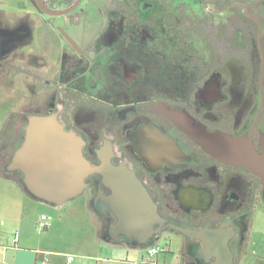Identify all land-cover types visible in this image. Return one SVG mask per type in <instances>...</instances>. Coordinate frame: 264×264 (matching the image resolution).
Wrapping results in <instances>:
<instances>
[{
	"label": "flooded vegetation",
	"instance_id": "af4514ba",
	"mask_svg": "<svg viewBox=\"0 0 264 264\" xmlns=\"http://www.w3.org/2000/svg\"><path fill=\"white\" fill-rule=\"evenodd\" d=\"M41 1L46 8L18 0L12 21L4 9L8 1L0 0V89L17 86L21 92L17 109L6 105L8 136L22 144L31 117L55 116L83 140L92 164H100L104 147H111L112 163L136 174L166 219L156 228L180 234L184 249L193 252L205 242L173 231L172 224L229 223L232 249L245 247L253 208L264 201L260 178L204 151L171 114H185L211 131L246 134L261 151L259 11L249 0H197L205 21L227 14L218 26L221 37L206 40L208 54L192 40L207 34L196 8H155L158 0ZM99 2L104 8L96 7ZM86 182L85 194L106 234L139 245L138 238L115 233L114 213L102 211L101 196L111 193L103 176L94 173Z\"/></svg>",
	"mask_w": 264,
	"mask_h": 264
},
{
	"label": "water",
	"instance_id": "95a60500",
	"mask_svg": "<svg viewBox=\"0 0 264 264\" xmlns=\"http://www.w3.org/2000/svg\"><path fill=\"white\" fill-rule=\"evenodd\" d=\"M36 1L41 8H46L41 0ZM171 116L204 151L226 164L252 171L264 186V137L259 151L246 134L234 135L220 129L211 131L185 114ZM83 143L55 116L31 117L26 138L16 149L8 171L20 170L25 192L34 200L54 207L84 194L88 187L87 178L99 173L111 189V193L102 195L100 200L102 211L110 209L116 217L118 228L115 233L138 238L137 246L143 250L165 239V234L170 232L158 229L156 225L164 224L166 219L136 174L126 165L112 163L111 147L108 150L104 147L100 164H92L83 154ZM171 227L191 239L205 242L202 249L196 247L199 249L196 256L199 264H235V252L230 245L235 231L229 223L218 228H188L174 224Z\"/></svg>",
	"mask_w": 264,
	"mask_h": 264
},
{
	"label": "crops",
	"instance_id": "0c3cea01",
	"mask_svg": "<svg viewBox=\"0 0 264 264\" xmlns=\"http://www.w3.org/2000/svg\"><path fill=\"white\" fill-rule=\"evenodd\" d=\"M6 1H8V6L4 8L5 12L12 14V21H15V16L19 13L18 8H16L18 0ZM4 93L6 94L7 90L1 88L0 264H42L47 259L49 264H66L68 255L75 256V260L71 264H199L196 259L199 249L194 248L193 252L192 249H184L181 245L182 236L174 232L165 234L166 238L156 243L164 250L147 260L149 258L147 250L123 239H114L106 234L102 220L94 212L90 199L87 200L84 212L85 232L75 236L77 238L73 239L75 246L64 249L55 245L53 241L59 230L52 229L54 219L51 218L53 217L44 212L36 216L34 210H39L40 205H47L54 210L56 208L31 198L19 183V176L7 170V166L21 141L16 136L10 138L7 134V110L6 106L3 105L6 97ZM15 109H17V105ZM43 215L48 217L50 226L43 224ZM58 221H64L61 214ZM252 226L253 223L248 229L247 245L241 249H234L235 264H240L242 260L247 259L246 252L264 258V247L258 246V241L252 240L254 238V233L251 231ZM16 231L20 232L18 243L14 241ZM170 240L172 242L168 244ZM252 245L258 247L259 250L253 249ZM253 263L259 264V262ZM208 264L211 263L208 262Z\"/></svg>",
	"mask_w": 264,
	"mask_h": 264
},
{
	"label": "rangeland",
	"instance_id": "374dc122",
	"mask_svg": "<svg viewBox=\"0 0 264 264\" xmlns=\"http://www.w3.org/2000/svg\"><path fill=\"white\" fill-rule=\"evenodd\" d=\"M56 5V1H52ZM250 6L253 8L254 13H258L259 18L263 21L264 25V0H249ZM97 8H104V3L99 2L96 4ZM155 8H196V11H199L200 23L205 24V30L207 34L205 36L198 35V37H193V41L200 45V49L203 52H207L210 54V45L206 40L207 38H219L221 37V34H219V25L221 22L227 21V14L222 13L218 14L212 17V19L206 20L205 13H202L203 8L201 5L197 3V0H158L155 3ZM12 8H15L12 6ZM251 8V9H252ZM258 10V11H256ZM48 18V16H46ZM62 16H56L57 23H60L62 21ZM204 21V23H203ZM216 25V27H214ZM209 28L213 29L212 31L209 30ZM210 31V33H208ZM216 35V36H215ZM239 36V42L242 41L241 35ZM262 42L264 44V35L262 37ZM169 46L171 45V41H168ZM238 54V53H237ZM47 56H50L47 54ZM17 83V82H16ZM16 86V85H15ZM20 89L16 86L13 91L9 90L6 94L3 105H7L9 108H14L16 105H18L19 102H21L20 99ZM7 110V108H6ZM12 150V149H11ZM19 178H23L22 172H15ZM86 192V191H85ZM82 194L78 197H76L73 200L68 201L65 205L56 206L55 210L52 207H49L47 205H40V209L34 210V214L40 215L41 213H46V215H51V218L53 220V230H59L57 232V236L54 239V244L58 247L69 249L73 246H75V239H77L75 236H78L79 234H82V232H85V222H84V212L85 207L87 204V200L89 197L87 195ZM45 206V207H43ZM62 208V209H60ZM54 210V211H53ZM60 214L63 216L64 221H58ZM252 223L253 226L251 228V231L254 233V238L252 240L258 241V246L264 247V201L259 202L252 211ZM74 239V240H73ZM253 249L256 251L259 250L258 247H255V245H252ZM248 250V249H247ZM247 259L242 260L240 264H254L253 262H259V264H264V258H261L260 256L256 254L250 255L247 253ZM261 258V259H258Z\"/></svg>",
	"mask_w": 264,
	"mask_h": 264
},
{
	"label": "built area",
	"instance_id": "2783aa9c",
	"mask_svg": "<svg viewBox=\"0 0 264 264\" xmlns=\"http://www.w3.org/2000/svg\"><path fill=\"white\" fill-rule=\"evenodd\" d=\"M42 220L44 221L43 224L50 226V222H49L48 217L46 215L42 216ZM19 240H20V232L16 231L14 241L16 243H18ZM162 250H164V249H162L159 245L154 244V245L150 246L147 249V255L149 257L147 260H150L152 257H154L156 254H158ZM74 260H75L74 255H68L66 264H71ZM42 264H49L48 259L45 260ZM104 264H108V263H104Z\"/></svg>",
	"mask_w": 264,
	"mask_h": 264
},
{
	"label": "trees",
	"instance_id": "16d2710c",
	"mask_svg": "<svg viewBox=\"0 0 264 264\" xmlns=\"http://www.w3.org/2000/svg\"><path fill=\"white\" fill-rule=\"evenodd\" d=\"M253 35V34H250V36ZM19 183L21 184L22 187L25 188V184H24V181H23V178H19Z\"/></svg>",
	"mask_w": 264,
	"mask_h": 264
}]
</instances>
